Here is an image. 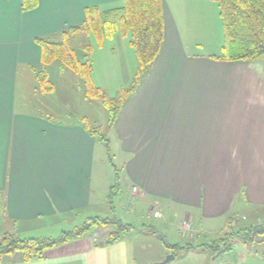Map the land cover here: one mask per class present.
Segmentation results:
<instances>
[{
  "label": "crops",
  "instance_id": "1",
  "mask_svg": "<svg viewBox=\"0 0 264 264\" xmlns=\"http://www.w3.org/2000/svg\"><path fill=\"white\" fill-rule=\"evenodd\" d=\"M122 2L39 0L23 11L21 0H0V230L49 237L92 207L97 138L78 122L22 109L20 79L40 63L36 38L81 24L87 7ZM211 3L164 0L161 51L112 131L132 199L149 204L147 218L174 205L191 210L182 220L228 227L248 218L245 208L264 207V62L212 57L221 55L224 32ZM151 236L159 237L146 227L111 244L77 238L40 259L14 253L0 264H147ZM208 244L183 250L217 256Z\"/></svg>",
  "mask_w": 264,
  "mask_h": 264
},
{
  "label": "rangeland",
  "instance_id": "2",
  "mask_svg": "<svg viewBox=\"0 0 264 264\" xmlns=\"http://www.w3.org/2000/svg\"><path fill=\"white\" fill-rule=\"evenodd\" d=\"M211 2V10L220 16L219 3L214 0ZM123 3L124 0L122 3L102 4L100 9L107 10L121 6ZM219 18L222 22L221 17ZM49 39L62 41L63 35L61 32L54 33L49 36ZM130 40L131 34L117 33L113 38L105 39L99 46L93 34L80 33L71 38L78 57L82 61L91 62L94 83L110 98L118 96L123 88L130 87L134 81L139 62ZM83 44L94 46L90 54L81 48ZM67 70L62 72L56 61L49 66V78L54 84V90L51 92L39 90L33 70H24L20 79L22 109L49 116L54 121L63 123L78 122L84 125L87 119L91 127H101L103 132H106L110 118L109 110L100 99L85 98V84L82 78L74 71ZM106 136L109 151L105 142L97 139L99 145L96 149V164H99V174L94 180L92 207L86 213L74 217L68 224L62 223L56 226L49 237H58L63 231H70L76 226L83 225L88 217L116 218L124 224L133 226L127 233L133 239L144 234L147 227L149 232H153L152 228L159 231L160 234L157 233V235H164L165 240L170 244L178 243L185 246L190 243L199 248L206 243L226 238L225 230L231 232L239 227L264 223L263 206L245 208L242 213L246 212L248 218L238 217L240 224L237 225L234 222L232 226H228L229 229L227 224H223L224 222L211 223L208 220L202 221L192 217L189 219L192 226L191 236H182L178 231V224L180 222L181 225L185 212L191 211L189 209H177L173 205L172 208L164 211L162 218H154L151 215L147 218L149 209L147 201H139L135 197L132 199L131 185L123 171V153L115 138L114 130L112 131L111 128ZM232 220L233 218L230 219V223ZM96 229L97 227L93 226L81 238L92 239L95 235L97 240H102L108 237L113 227H98L99 230L95 231ZM5 232H7L6 228L4 231L0 230V241ZM198 234L201 237L198 238ZM21 237L28 238L26 235H21ZM147 242L150 246L145 256V259H148L147 264H162L168 256L172 255H176L175 258L164 264H264L263 241L256 244L257 252H255V249L248 250L250 248L248 246L241 247L236 241L226 240L225 243H232V249L217 256H209V253H201L194 249L181 250L167 247L157 236H151ZM16 254H21V252Z\"/></svg>",
  "mask_w": 264,
  "mask_h": 264
},
{
  "label": "trees",
  "instance_id": "3",
  "mask_svg": "<svg viewBox=\"0 0 264 264\" xmlns=\"http://www.w3.org/2000/svg\"><path fill=\"white\" fill-rule=\"evenodd\" d=\"M219 3L222 20L224 42L221 55L213 58L225 61L260 60L264 62V0H214ZM39 0H21L23 11L35 9ZM85 20L75 26L63 30L62 41H53L48 38H36L41 47L40 63L34 68L38 89L44 92L54 90V84L49 78L48 68L54 62L59 63L61 70L70 69L79 75L85 84V98L100 99L109 110L110 118L106 132L101 127H91L87 121L82 125L84 129L104 141L109 149L107 132L114 127L116 120L124 106L139 89L148 75L150 68L158 57L164 41L165 18L164 0H124L123 5L101 10L99 6H90L85 9ZM80 33L93 34L98 45L113 38L117 33L131 34L130 43L134 47L138 68L134 81L130 87L123 88L118 96L108 97L93 80V66L90 61H82L73 46L71 38ZM81 48L89 54L94 49L92 44H83ZM109 151V150H108ZM96 226L113 227L104 244H111L125 236L133 226L124 224L116 218L89 217L83 225L73 230L63 231L58 237L21 238L18 235L6 232L0 241V262L9 254L21 252L23 260L28 262L40 259L44 253L63 245L72 239L81 238L88 230ZM230 227H228L229 229ZM226 238H221L207 245V249L214 255L229 252L232 243L242 241L250 250L257 252V243L264 242V223L241 228L238 231H225ZM153 233L157 234L156 230ZM167 247L174 249L188 248L178 243L170 244L159 235Z\"/></svg>",
  "mask_w": 264,
  "mask_h": 264
},
{
  "label": "built area",
  "instance_id": "4",
  "mask_svg": "<svg viewBox=\"0 0 264 264\" xmlns=\"http://www.w3.org/2000/svg\"><path fill=\"white\" fill-rule=\"evenodd\" d=\"M153 215H154L155 217L160 216V214H159V212H158L157 210L153 212ZM191 230H192V226H191V223H190V221H189V218L184 219V220L182 221V223H181L180 234H181L182 236H186V235L191 236V235H192V234H191ZM94 240L96 241L97 238L95 237Z\"/></svg>",
  "mask_w": 264,
  "mask_h": 264
},
{
  "label": "water",
  "instance_id": "5",
  "mask_svg": "<svg viewBox=\"0 0 264 264\" xmlns=\"http://www.w3.org/2000/svg\"><path fill=\"white\" fill-rule=\"evenodd\" d=\"M174 256H175V255L168 256L167 259H166L162 264L168 262V261L171 260V259H174V258H175Z\"/></svg>",
  "mask_w": 264,
  "mask_h": 264
}]
</instances>
